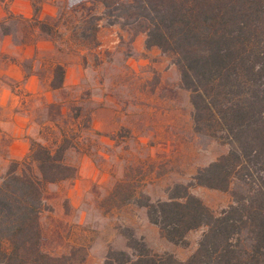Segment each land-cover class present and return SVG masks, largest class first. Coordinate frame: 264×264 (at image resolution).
<instances>
[{
  "label": "trees",
  "instance_id": "trees-1",
  "mask_svg": "<svg viewBox=\"0 0 264 264\" xmlns=\"http://www.w3.org/2000/svg\"><path fill=\"white\" fill-rule=\"evenodd\" d=\"M93 1L103 6L110 24L145 33L148 49L157 47L174 58L190 93L195 132L230 146L195 177L200 186L232 191L233 204L219 214L191 194L190 185L176 184L168 200L153 202L121 180L112 196L131 191L123 202L137 201L171 243H182L190 231L206 227L185 262L166 254L174 264H264V0ZM22 22H35L32 28L39 34L51 35L44 20L8 11L0 21V36L16 37ZM57 74L53 89L63 85V66H56ZM70 147L65 140L54 147L32 141L29 156L12 162L2 178L0 264L74 262L73 253L55 257L41 249L40 223L46 185L77 178V168L66 162ZM134 243L128 245L136 255L110 250L103 264H164L163 255Z\"/></svg>",
  "mask_w": 264,
  "mask_h": 264
},
{
  "label": "rangeland",
  "instance_id": "rangeland-1",
  "mask_svg": "<svg viewBox=\"0 0 264 264\" xmlns=\"http://www.w3.org/2000/svg\"><path fill=\"white\" fill-rule=\"evenodd\" d=\"M15 2L0 0V21L8 11L12 12ZM27 2L29 18L47 22L51 35L39 34L33 29L35 22L20 23L16 37L1 35L0 69L9 63H21L29 71L34 61L43 60L52 65L54 73L57 65H66L69 60L81 62L84 81L67 91L75 99H70L62 110L39 105L42 118L60 125L58 129L45 127V143H39L54 147L65 140L71 145L69 149L76 147V165L86 155L98 172L97 182L77 209L66 199L57 200L56 191L46 185L45 208L40 217L41 249L55 257L73 253L72 264H103L110 250L136 255L128 245L136 241L163 255L164 264H174L166 254L185 262L197 250L206 227L190 231L182 243H171L162 237L137 201L123 202L131 191L119 192L124 194L121 197L112 193L117 183L125 180L132 185L131 190L157 202L168 200V191L174 185H190V193L219 214L233 204L232 191L200 186L195 177L227 154L230 146L195 132L190 93L182 86L174 58L159 48L148 50L145 42L137 40L146 37L145 33L110 24L103 6L93 0ZM17 6L26 9L22 1ZM36 43H41L43 49L30 59ZM48 45H54L55 50L50 51ZM54 76L58 83V74ZM8 83L16 87V83ZM95 98L118 107L116 130L92 129V112L98 107ZM111 119L107 115L101 118L106 123ZM72 160L73 156L66 160L67 164L72 166ZM58 203H63L60 211L55 209Z\"/></svg>",
  "mask_w": 264,
  "mask_h": 264
},
{
  "label": "crops",
  "instance_id": "crops-1",
  "mask_svg": "<svg viewBox=\"0 0 264 264\" xmlns=\"http://www.w3.org/2000/svg\"><path fill=\"white\" fill-rule=\"evenodd\" d=\"M22 1L26 9H21L18 2ZM27 0H16L12 13L31 17ZM147 36L138 37V41L146 43ZM29 48V47H27ZM157 47H153L156 49ZM41 43H36L31 49L28 58L33 59L34 55L42 51ZM50 51L55 50L54 45H48ZM152 49V48H150ZM149 50V49H148ZM65 69V77L63 85L59 89L51 87L54 80L52 65H48L45 61L36 60L26 71L21 63H9L4 69H0V178L8 171V167L12 162H20L26 159L30 154L32 141L45 143L42 130L45 127L58 129L59 124L52 119H44L42 117L39 105L45 107L64 106L74 96L67 94V91L75 89L84 81L85 69L81 62L70 60L66 65H62ZM40 70L47 71V75L41 73ZM2 77H5V81ZM8 82L16 83V87H12ZM98 107L92 112V129L104 132L107 130H116L118 124V107L107 103L103 98H95ZM107 115L112 118L106 123L101 120L102 116ZM73 156L72 166L78 169L77 178L72 181H63L60 183H51L48 186L50 191H56L55 198L57 200L65 199L73 209L82 207L86 197L88 196L91 186L97 182L98 172L94 163L86 155L80 158L76 165V147L66 152V160ZM92 170V173H91ZM52 203V202H51ZM55 206L57 211L62 210L61 203Z\"/></svg>",
  "mask_w": 264,
  "mask_h": 264
}]
</instances>
